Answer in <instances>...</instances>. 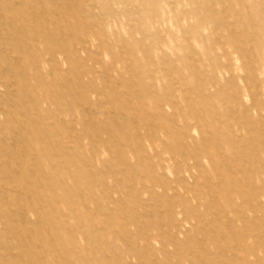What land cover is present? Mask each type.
<instances>
[{
	"label": "rangeland",
	"instance_id": "374dc122",
	"mask_svg": "<svg viewBox=\"0 0 264 264\" xmlns=\"http://www.w3.org/2000/svg\"><path fill=\"white\" fill-rule=\"evenodd\" d=\"M0 264H264V0H0Z\"/></svg>",
	"mask_w": 264,
	"mask_h": 264
},
{
	"label": "bare ground",
	"instance_id": "6f19581e",
	"mask_svg": "<svg viewBox=\"0 0 264 264\" xmlns=\"http://www.w3.org/2000/svg\"><path fill=\"white\" fill-rule=\"evenodd\" d=\"M25 5V4H24ZM27 6V5H26ZM31 8V7H30ZM11 18V17H10ZM9 31V30H8ZM12 33V32H11ZM15 188V187H14ZM27 228V227H26ZM11 253H13V252H11ZM25 253V252H24ZM18 256V255H17Z\"/></svg>",
	"mask_w": 264,
	"mask_h": 264
}]
</instances>
